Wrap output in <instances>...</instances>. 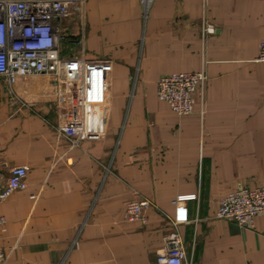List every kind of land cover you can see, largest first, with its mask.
Returning a JSON list of instances; mask_svg holds the SVG:
<instances>
[{
  "label": "crops",
  "instance_id": "0c3cea01",
  "mask_svg": "<svg viewBox=\"0 0 264 264\" xmlns=\"http://www.w3.org/2000/svg\"><path fill=\"white\" fill-rule=\"evenodd\" d=\"M76 1L61 55L105 71L109 98L82 113L90 135L78 145L57 130L42 78L0 99V186L26 168L25 186L0 201L3 264H156L177 197L187 261L264 264V213L246 228L214 216L238 184L264 182V0ZM200 68L193 112L178 115L157 79ZM133 197L151 201L145 223L126 218Z\"/></svg>",
  "mask_w": 264,
  "mask_h": 264
},
{
  "label": "built area",
  "instance_id": "2783aa9c",
  "mask_svg": "<svg viewBox=\"0 0 264 264\" xmlns=\"http://www.w3.org/2000/svg\"><path fill=\"white\" fill-rule=\"evenodd\" d=\"M142 1L146 4L152 0ZM75 10L82 15L81 3L76 0H0V79L10 88L30 76L46 79L59 111L57 130L71 144L78 145L90 135L79 119L83 112L88 115L104 108L109 83L105 71L84 65L78 57L61 55L63 42L72 31L64 22ZM204 31L212 32V25L206 24ZM257 59L264 61V40L258 45ZM205 79L203 68L164 73L157 79L156 95L178 115H186L193 112V95L200 93ZM25 176L24 166L11 167L0 186V201L23 188ZM172 203L171 228L164 235V245L156 251V264H191L186 259L179 231V225L189 220L188 210L181 197ZM150 205L151 201L145 197L129 199L125 205L126 218L145 223L144 211ZM260 213H264V182L254 186L238 184L221 197L214 216L246 228L254 225ZM5 221L0 215V229ZM6 258L0 236V264Z\"/></svg>",
  "mask_w": 264,
  "mask_h": 264
},
{
  "label": "rangeland",
  "instance_id": "374dc122",
  "mask_svg": "<svg viewBox=\"0 0 264 264\" xmlns=\"http://www.w3.org/2000/svg\"><path fill=\"white\" fill-rule=\"evenodd\" d=\"M47 80L42 78V83H46ZM0 87H2V90H0V99H22L21 95H19L16 91H14V87H8L2 79H0ZM13 90V91H12ZM51 94H52V89H51Z\"/></svg>",
  "mask_w": 264,
  "mask_h": 264
}]
</instances>
